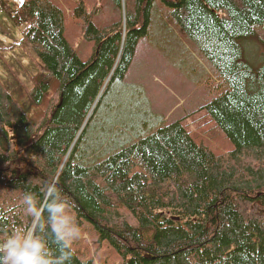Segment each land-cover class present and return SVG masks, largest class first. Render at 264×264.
Wrapping results in <instances>:
<instances>
[{"label":"trees","instance_id":"trees-1","mask_svg":"<svg viewBox=\"0 0 264 264\" xmlns=\"http://www.w3.org/2000/svg\"><path fill=\"white\" fill-rule=\"evenodd\" d=\"M154 1L111 0L123 5L124 28H97L75 0L70 18L93 45L85 61L66 37L63 0L17 6L11 20L39 65L22 99L0 83V240L30 225L24 193L43 201V185L55 181L78 225L121 264H264V51L252 49L264 0H158L226 85L203 109L230 152L214 154L179 121L134 130L107 154L79 148L104 83L124 78L147 36ZM41 235L58 254L50 231ZM72 252L68 264H88Z\"/></svg>","mask_w":264,"mask_h":264},{"label":"rangeland","instance_id":"rangeland-1","mask_svg":"<svg viewBox=\"0 0 264 264\" xmlns=\"http://www.w3.org/2000/svg\"><path fill=\"white\" fill-rule=\"evenodd\" d=\"M23 0H0V83L19 99L23 85L30 88L31 78L39 63L34 52L22 45V29L11 16ZM62 1V0H61ZM68 23L66 37L85 61L92 44L82 40L78 24L70 18L75 0H63ZM88 12H93V24L104 28L122 21L124 9L111 0H82ZM169 10L158 0L152 3L147 36L139 39L136 50L122 80L104 83L83 123L84 134L80 149L99 147L107 154L134 139V130L145 134L159 124L181 122L187 132L206 145L214 154L230 152L233 145L203 109L226 90L224 81L186 35L172 23ZM258 39L254 51H264V26L255 28ZM258 46V47H257ZM262 49V50H261ZM89 157H98L99 152ZM74 215V214H73ZM81 237L73 246L88 264H121L120 257L106 243L99 242L93 229L80 224Z\"/></svg>","mask_w":264,"mask_h":264},{"label":"clouds","instance_id":"clouds-1","mask_svg":"<svg viewBox=\"0 0 264 264\" xmlns=\"http://www.w3.org/2000/svg\"><path fill=\"white\" fill-rule=\"evenodd\" d=\"M41 191L43 201L31 192L24 193L22 204L31 218L30 225L15 227L0 240V264H68L71 260L72 245L81 237L72 205L55 181L45 182ZM46 230L56 241L58 254L49 249L41 235Z\"/></svg>","mask_w":264,"mask_h":264}]
</instances>
